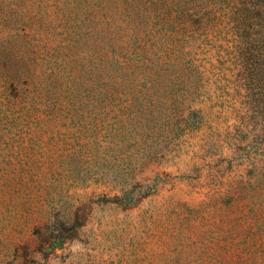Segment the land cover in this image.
<instances>
[{
  "label": "rangeland",
  "instance_id": "obj_1",
  "mask_svg": "<svg viewBox=\"0 0 264 264\" xmlns=\"http://www.w3.org/2000/svg\"><path fill=\"white\" fill-rule=\"evenodd\" d=\"M0 264H264V0H0Z\"/></svg>",
  "mask_w": 264,
  "mask_h": 264
}]
</instances>
